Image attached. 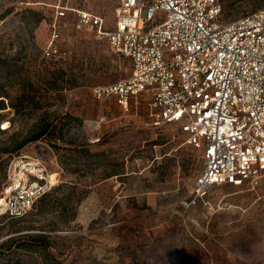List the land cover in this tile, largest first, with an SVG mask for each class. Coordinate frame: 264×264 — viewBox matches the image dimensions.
Returning <instances> with one entry per match:
<instances>
[{
  "label": "rangeland",
  "instance_id": "rangeland-1",
  "mask_svg": "<svg viewBox=\"0 0 264 264\" xmlns=\"http://www.w3.org/2000/svg\"><path fill=\"white\" fill-rule=\"evenodd\" d=\"M120 1L0 0V93L10 95L0 103V195L15 155L57 173L26 217L0 215V264H264V176L255 186L195 194L203 152L177 124H155L145 97L128 112L95 98L94 86L130 76V59L92 31L70 30L64 80L58 89L51 84L54 67L43 49L55 5L114 22ZM222 2L226 22L264 8V0ZM49 120L63 127L62 138L16 149ZM32 234L49 235L50 249L19 247Z\"/></svg>",
  "mask_w": 264,
  "mask_h": 264
},
{
  "label": "built area",
  "instance_id": "built-area-1",
  "mask_svg": "<svg viewBox=\"0 0 264 264\" xmlns=\"http://www.w3.org/2000/svg\"><path fill=\"white\" fill-rule=\"evenodd\" d=\"M43 58L70 55L66 33L86 29L132 61L130 76L93 87L128 112L139 97L155 124L175 123L205 167L193 193L264 176V8L221 20L222 0H121L115 21L89 9L55 5ZM163 18L162 22L158 19ZM6 129L4 123L1 125ZM47 166L15 155L0 195V215L21 218L52 189Z\"/></svg>",
  "mask_w": 264,
  "mask_h": 264
},
{
  "label": "trees",
  "instance_id": "trees-1",
  "mask_svg": "<svg viewBox=\"0 0 264 264\" xmlns=\"http://www.w3.org/2000/svg\"><path fill=\"white\" fill-rule=\"evenodd\" d=\"M49 36H50V30H49ZM45 60L50 65H52L54 67V71L52 72V78L50 80H51V84L54 86V88L58 89V85H60L59 82L64 80L65 72L63 69H61V65H63V63L66 61V59L65 60L45 59ZM9 96L10 95H5V94L0 93V103H5L4 97H9ZM20 106H21V104L20 105L19 104L13 105V107L16 110H19ZM49 135H50V137L62 138L61 135H63V127H59L57 124H54L50 120L49 121H42L40 123L37 131L26 136L24 139H22L21 141H19L16 144V149H21L22 147H24L29 142L40 140L41 138H43L45 136H49ZM74 148L81 150V151H89L90 150L89 148L85 147L84 145H75ZM48 193H49V191L46 194H44L42 197H44ZM41 198H39L38 201ZM37 202H36L35 206L37 205ZM35 206H34V208H35ZM34 208L29 213H31L34 210ZM27 215H25L24 217H26ZM24 217H21V218H24ZM10 218H12V217H10ZM21 218H17V219H21ZM28 240H29L28 243H23V244L19 245V247H23L25 249L32 250L35 252H38L40 250V248L48 250L51 247V241L49 239V235H46V234H32L29 236Z\"/></svg>",
  "mask_w": 264,
  "mask_h": 264
},
{
  "label": "bare ground",
  "instance_id": "bare-ground-1",
  "mask_svg": "<svg viewBox=\"0 0 264 264\" xmlns=\"http://www.w3.org/2000/svg\"><path fill=\"white\" fill-rule=\"evenodd\" d=\"M7 123L8 122H6V124H5L6 128H7ZM56 178H57V173L56 172L50 173V179H51L52 183H56L57 182Z\"/></svg>",
  "mask_w": 264,
  "mask_h": 264
},
{
  "label": "crops",
  "instance_id": "crops-1",
  "mask_svg": "<svg viewBox=\"0 0 264 264\" xmlns=\"http://www.w3.org/2000/svg\"><path fill=\"white\" fill-rule=\"evenodd\" d=\"M120 56V55H119ZM141 97H143V96H141Z\"/></svg>",
  "mask_w": 264,
  "mask_h": 264
}]
</instances>
